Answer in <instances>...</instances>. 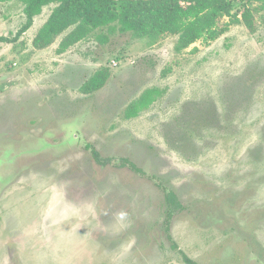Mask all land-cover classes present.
Returning <instances> with one entry per match:
<instances>
[{
  "label": "rangeland",
  "instance_id": "1",
  "mask_svg": "<svg viewBox=\"0 0 264 264\" xmlns=\"http://www.w3.org/2000/svg\"><path fill=\"white\" fill-rule=\"evenodd\" d=\"M230 2L238 22L180 51L107 28L59 51L74 26L38 36L53 3L14 39L24 4L0 0V264H264V10Z\"/></svg>",
  "mask_w": 264,
  "mask_h": 264
},
{
  "label": "trees",
  "instance_id": "2",
  "mask_svg": "<svg viewBox=\"0 0 264 264\" xmlns=\"http://www.w3.org/2000/svg\"><path fill=\"white\" fill-rule=\"evenodd\" d=\"M24 4L25 22L14 39L30 27L34 15L41 12L44 5L53 3L50 14L39 30L38 36L48 44L56 35L70 26L74 28L60 42L59 51L86 38L95 29L107 28L108 33L116 30L131 32L137 37L157 38L162 34H177L175 50L189 46L200 37L215 39L225 31L229 24L218 26L217 22L224 16L230 23L238 22L239 17L231 12L230 0H20ZM257 3L256 8L264 10V0H246ZM255 8V7H254ZM255 8V9H256ZM242 19L253 29L254 19L249 8L241 13ZM97 37V36H96ZM101 37V36H99ZM0 41H8L0 36ZM107 70H97L82 85L83 92L99 89L107 78ZM157 89L146 90L138 100L126 109L127 118L150 105ZM90 149L94 160L99 164L112 161L110 157L102 158L93 146ZM118 166H129L135 172L142 170L127 158H120ZM165 206V225H168L173 214L183 210L174 191L162 187ZM187 264H197L181 252Z\"/></svg>",
  "mask_w": 264,
  "mask_h": 264
},
{
  "label": "clouds",
  "instance_id": "3",
  "mask_svg": "<svg viewBox=\"0 0 264 264\" xmlns=\"http://www.w3.org/2000/svg\"><path fill=\"white\" fill-rule=\"evenodd\" d=\"M124 214L122 213L121 216H123Z\"/></svg>",
  "mask_w": 264,
  "mask_h": 264
}]
</instances>
